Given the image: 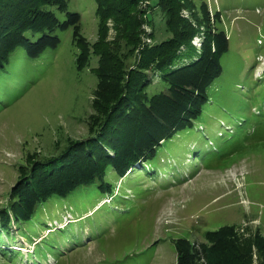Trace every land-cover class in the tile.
<instances>
[{
    "label": "rangeland",
    "instance_id": "1",
    "mask_svg": "<svg viewBox=\"0 0 264 264\" xmlns=\"http://www.w3.org/2000/svg\"><path fill=\"white\" fill-rule=\"evenodd\" d=\"M67 1L68 10L80 11V32L92 51L99 38L95 1ZM205 1L210 12H220L219 26L229 45L200 125L184 136L174 135V147L156 175L111 176L117 192L113 198L93 187L39 206L32 239L15 226L13 236L1 233L0 247L21 252L18 264H177V237L194 242L202 257L196 264H203L199 243L207 230L233 224L244 236L256 228L264 235V0ZM181 15L190 13L182 8ZM155 21L161 39L160 17ZM106 25L111 38V19ZM53 33L60 39L57 47L0 79V207L29 156L44 158L68 138L88 134L96 86L90 68L98 57L91 55L89 66L77 69L71 29ZM141 36L148 42L146 33ZM202 40L200 33L192 43L198 47ZM194 149L205 150L203 157L193 155ZM78 217L82 219L74 221ZM46 220L55 231L58 224L73 221L69 229L82 235L80 244L63 241L62 253H53L56 261L51 253L33 255L48 232ZM0 264H5L1 254ZM252 264H257L255 253Z\"/></svg>",
    "mask_w": 264,
    "mask_h": 264
},
{
    "label": "trees",
    "instance_id": "2",
    "mask_svg": "<svg viewBox=\"0 0 264 264\" xmlns=\"http://www.w3.org/2000/svg\"><path fill=\"white\" fill-rule=\"evenodd\" d=\"M94 1L99 38L90 51L80 32L81 13L68 10L67 0H0V79L57 47L60 39L53 32L58 29H71L77 69L89 66L91 55L98 57L97 65L90 66L96 86L88 134L68 138L60 150L44 158L31 155L18 167L0 207V243L1 233L14 235L12 226L25 238L31 233L32 239L30 228L37 224L39 206L93 187L104 198H113L117 192L111 176L156 175L174 147V135L184 136L200 125L209 91L222 73L229 37L219 26L220 12L211 13L205 0ZM182 8L188 9L189 18L181 15ZM156 17L165 34L161 39ZM107 19L112 21L111 38L106 34ZM143 32L148 42L142 41ZM200 33L203 40L197 47L192 39ZM204 151L194 149L192 154L202 158ZM47 222L44 227L54 235H41L33 255L59 253L63 241L81 243L82 235H74L67 225L73 221L58 224V231ZM199 244L203 264H252L253 253L256 263L264 264V235L257 228L244 236L236 225L225 224L205 231ZM173 247L177 264H196L202 258L188 238L173 239ZM20 253L0 247L5 264H18Z\"/></svg>",
    "mask_w": 264,
    "mask_h": 264
}]
</instances>
